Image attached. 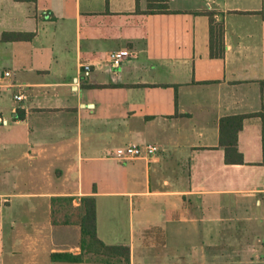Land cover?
<instances>
[{
  "label": "crops",
  "instance_id": "crops-1",
  "mask_svg": "<svg viewBox=\"0 0 264 264\" xmlns=\"http://www.w3.org/2000/svg\"><path fill=\"white\" fill-rule=\"evenodd\" d=\"M168 5L0 0V72L11 71L0 79V264H234L243 253L231 235L252 217L234 209L264 194V0ZM202 10L224 22L222 57L210 55ZM4 31L35 35L8 41ZM118 49L131 55L114 67ZM4 88H16L13 99ZM249 113L238 133L244 163H227L220 120ZM132 143L160 149L115 157ZM84 195L96 197L99 238L128 246V262L51 258L83 252L80 225L51 222V197Z\"/></svg>",
  "mask_w": 264,
  "mask_h": 264
},
{
  "label": "trees",
  "instance_id": "trees-1",
  "mask_svg": "<svg viewBox=\"0 0 264 264\" xmlns=\"http://www.w3.org/2000/svg\"><path fill=\"white\" fill-rule=\"evenodd\" d=\"M23 2H36L37 0H16ZM139 12L157 13L169 12L168 0H148L147 9ZM204 13L210 17V55L222 57L225 52L223 20L217 19L216 10L195 11ZM35 32L4 31L3 40H32ZM256 113L224 116L220 120V144L225 148V161L227 163H244L243 154L238 149V133L243 128V120L247 116ZM73 196H52L51 222L55 225L78 224L81 228L80 245L83 249L81 254L70 252H54L53 260L58 261H82L87 252L106 256L107 262H112L113 257L121 256L126 262L129 261L130 249L126 245H109L104 243L97 233V202L94 195H84L76 204Z\"/></svg>",
  "mask_w": 264,
  "mask_h": 264
},
{
  "label": "rangeland",
  "instance_id": "rangeland-1",
  "mask_svg": "<svg viewBox=\"0 0 264 264\" xmlns=\"http://www.w3.org/2000/svg\"><path fill=\"white\" fill-rule=\"evenodd\" d=\"M15 89L16 88H4L2 90H3V94L5 93V91L10 90L7 93H9L10 99H13L12 93L13 91H15ZM232 201L233 200H227V202H229L230 204L232 203ZM248 201H249L248 206L245 207V204L243 203V207L240 206L239 208L236 206L234 212L241 216L250 215L252 217V220L235 222L234 233H233L234 235H231L232 232L230 234L226 232L224 228V231H222L223 235L221 238L222 240L221 245L222 247H224L226 245L225 241L229 238V235H231L232 239H234L239 245V248H243L244 250L242 253L243 255L240 254L237 255V257H235L236 263L234 264H245V262L247 264H264V194L253 197ZM20 210L22 211V209L19 208V211ZM11 211L12 209L7 210L6 213H11ZM224 227H226V224ZM194 238L196 239V241L193 243H197L199 240L198 237L196 236ZM255 248L256 250L258 249L257 252L253 250ZM258 253H260L259 256ZM88 256L91 258H97L96 257L97 255L94 254H88ZM219 257L220 258L215 260L214 264H226L225 258L221 256Z\"/></svg>",
  "mask_w": 264,
  "mask_h": 264
},
{
  "label": "built area",
  "instance_id": "built-area-1",
  "mask_svg": "<svg viewBox=\"0 0 264 264\" xmlns=\"http://www.w3.org/2000/svg\"><path fill=\"white\" fill-rule=\"evenodd\" d=\"M131 53L128 49H118L114 50L109 54V60L114 67H119L123 60L130 56ZM92 71V63H84L81 66V73L84 76H89ZM11 75V71L3 70L0 72V79L6 80ZM15 98L17 100H22L25 96L20 93L16 94ZM159 146L154 143H146V144H137L132 143L123 147H119L115 151V157L122 161L133 160L136 158H149L154 156L159 151Z\"/></svg>",
  "mask_w": 264,
  "mask_h": 264
}]
</instances>
